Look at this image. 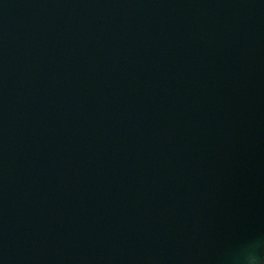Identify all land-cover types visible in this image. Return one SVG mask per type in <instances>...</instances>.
Segmentation results:
<instances>
[{
  "label": "water",
  "instance_id": "obj_1",
  "mask_svg": "<svg viewBox=\"0 0 264 264\" xmlns=\"http://www.w3.org/2000/svg\"><path fill=\"white\" fill-rule=\"evenodd\" d=\"M0 264H264V0H0Z\"/></svg>",
  "mask_w": 264,
  "mask_h": 264
}]
</instances>
